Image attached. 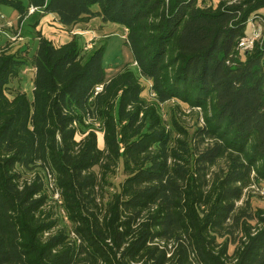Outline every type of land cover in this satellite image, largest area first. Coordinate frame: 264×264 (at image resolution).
Listing matches in <instances>:
<instances>
[{
    "label": "trees",
    "instance_id": "1",
    "mask_svg": "<svg viewBox=\"0 0 264 264\" xmlns=\"http://www.w3.org/2000/svg\"><path fill=\"white\" fill-rule=\"evenodd\" d=\"M0 7L68 32L117 25L136 65L107 81L105 45L77 35L0 44V264H264V207L247 195L264 186V40L237 50L264 0ZM30 66L32 100L18 84ZM172 102L203 125L164 117Z\"/></svg>",
    "mask_w": 264,
    "mask_h": 264
},
{
    "label": "rangeland",
    "instance_id": "2",
    "mask_svg": "<svg viewBox=\"0 0 264 264\" xmlns=\"http://www.w3.org/2000/svg\"><path fill=\"white\" fill-rule=\"evenodd\" d=\"M6 9H9L7 7H3ZM261 14L264 12V8L259 11ZM0 20H4L3 17L0 18ZM100 28L98 30L99 33L103 34L105 37L96 45L103 44L105 45V51L103 55V67L106 71V79L107 81L111 80L113 77H115L120 71H122L126 66H129L131 69H135V63L133 60V57L131 55L130 49L125 45V37H126V31L117 26L110 23H103L100 22ZM7 28H3V31H9L10 27H12L10 24H6ZM8 34L10 37H17L18 34L20 36L19 40L16 39L15 42L10 41L9 45L16 46L17 43H21L20 40H22V34H20V31H11ZM26 39H28V42L30 43V49L35 48L36 42V34L29 31L24 32L23 34ZM35 41H34V40ZM88 44H91L89 42ZM86 44L85 46H87ZM92 45V44H91ZM95 45L92 46L94 48ZM91 48V49H92ZM89 49L88 51H90ZM117 70L118 72L116 73ZM116 73L112 77L110 76L112 73ZM151 100H153V97H150ZM149 100V102L151 101ZM151 106V102L147 107ZM164 109V117H168L171 115L173 117H176L179 123L182 127H192L196 121H198L199 124L203 125L202 116L200 115L199 109L189 110L186 107H178L175 102L169 103L165 106H163ZM167 118V119H168ZM87 126H90L92 128H95V130L98 132V137L100 141V145L102 146V133H101V125L100 122H92L88 121ZM123 180V175L121 172V169H119L116 172V175L114 176L112 182L115 186H117L121 181ZM248 199L251 202V205L253 208H263L264 207V186L262 189L257 187H252L251 190L247 192ZM240 205V204H239Z\"/></svg>",
    "mask_w": 264,
    "mask_h": 264
},
{
    "label": "crops",
    "instance_id": "3",
    "mask_svg": "<svg viewBox=\"0 0 264 264\" xmlns=\"http://www.w3.org/2000/svg\"><path fill=\"white\" fill-rule=\"evenodd\" d=\"M1 17H3L4 20H0V44H3L7 41L5 33H9L10 30L14 32L20 31V34H22V40L19 44L26 45L28 47H30V43L28 42V39H26V37L23 35L25 30L29 31L30 33L32 32V34H40L42 37H45L62 45L69 43L74 35L81 37L83 45L91 42L92 46L98 44L105 37L103 34L98 32L99 28L101 27L100 19H94L88 23L79 24L68 32L55 20L53 16H41L38 12L36 14L29 15L26 19L20 22L17 12L11 9L0 7V18ZM259 17L264 22V12L262 14L259 12ZM6 24H10L12 27L9 28V31L5 32L3 31V28H7ZM252 31V26L248 25L246 35H250ZM36 40L38 41V38ZM37 41H35V48L37 46ZM35 48L30 49V53H33ZM242 58L244 59V57ZM115 71L116 73L118 72L117 70ZM116 73L114 72L108 77L110 78ZM33 78L34 70L30 66L22 71L20 79L18 80L19 86L26 92L31 100L33 98L34 90Z\"/></svg>",
    "mask_w": 264,
    "mask_h": 264
},
{
    "label": "built area",
    "instance_id": "4",
    "mask_svg": "<svg viewBox=\"0 0 264 264\" xmlns=\"http://www.w3.org/2000/svg\"><path fill=\"white\" fill-rule=\"evenodd\" d=\"M35 12H36V9L31 8L29 10V15H32ZM248 25L252 26L253 31L250 35L244 37L238 43L237 50L241 54L253 51V49L255 48V45L264 40V22H263V20L260 19V17H257L256 20H254V19L250 20ZM5 35H6L7 39L9 41H12V42H15L17 38H18V40L20 38L19 34L17 37H13V38L11 36L9 37L8 34H6V33H5ZM91 48H92L91 44H88L85 47L86 50H89ZM102 90H103V86L97 87L96 88V94L101 93Z\"/></svg>",
    "mask_w": 264,
    "mask_h": 264
},
{
    "label": "water",
    "instance_id": "5",
    "mask_svg": "<svg viewBox=\"0 0 264 264\" xmlns=\"http://www.w3.org/2000/svg\"><path fill=\"white\" fill-rule=\"evenodd\" d=\"M58 146H59V143H58ZM59 150H60V146H59Z\"/></svg>",
    "mask_w": 264,
    "mask_h": 264
}]
</instances>
